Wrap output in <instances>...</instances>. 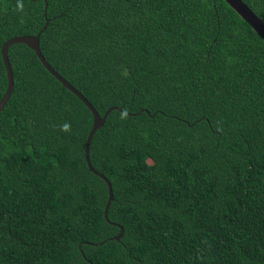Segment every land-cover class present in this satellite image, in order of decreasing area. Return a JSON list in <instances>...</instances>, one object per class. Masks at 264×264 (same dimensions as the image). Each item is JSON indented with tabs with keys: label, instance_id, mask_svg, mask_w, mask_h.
Wrapping results in <instances>:
<instances>
[{
	"label": "trees",
	"instance_id": "16d2710c",
	"mask_svg": "<svg viewBox=\"0 0 264 264\" xmlns=\"http://www.w3.org/2000/svg\"><path fill=\"white\" fill-rule=\"evenodd\" d=\"M264 23V0H241ZM0 0V264H264V41L223 0ZM64 122L70 132H62ZM121 229L122 237L115 241Z\"/></svg>",
	"mask_w": 264,
	"mask_h": 264
},
{
	"label": "water",
	"instance_id": "95a60500",
	"mask_svg": "<svg viewBox=\"0 0 264 264\" xmlns=\"http://www.w3.org/2000/svg\"><path fill=\"white\" fill-rule=\"evenodd\" d=\"M234 12L240 17L242 21H244L261 39L264 41V23L250 10L241 0H223ZM48 25V20L45 21L42 29L34 36H20V37H13L8 39L1 47V58L4 65V69L6 72L7 78V86L5 89L4 94L0 98V112L4 108L5 104L7 103L8 99L10 98L13 88H14V79L13 73L9 64L8 60V48L15 44H24L29 49H31L35 55L37 56L38 60L42 64V66L68 91H70L73 95H75L91 112L93 122L92 127L87 135L85 146H84V160L87 164L88 171L93 173L94 175L100 177L107 186L108 191V199L104 208V218L107 220V210L109 207L110 202L113 199L112 188L110 182L107 180L105 176L98 173L91 167L89 162V147L92 140V137L97 129L103 126L107 115L111 110L117 109L121 111L120 108H110L108 109L103 116H100L97 111L92 107V105L87 101V99L80 94L74 87H72L65 79H63L56 71L51 68V66L47 63L45 58L42 56L41 51L39 49V37L42 31ZM123 235V231L115 236V241H118Z\"/></svg>",
	"mask_w": 264,
	"mask_h": 264
},
{
	"label": "clouds",
	"instance_id": "9594fccd",
	"mask_svg": "<svg viewBox=\"0 0 264 264\" xmlns=\"http://www.w3.org/2000/svg\"><path fill=\"white\" fill-rule=\"evenodd\" d=\"M23 0H17L16 9L17 11H23ZM60 131L62 132H70L71 131V125L68 122H64L59 126Z\"/></svg>",
	"mask_w": 264,
	"mask_h": 264
}]
</instances>
